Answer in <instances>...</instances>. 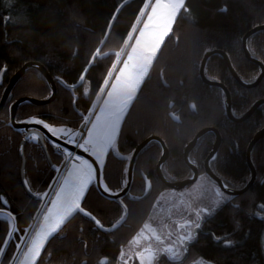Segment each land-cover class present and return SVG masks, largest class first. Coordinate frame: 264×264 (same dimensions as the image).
Returning <instances> with one entry per match:
<instances>
[{
  "label": "trees",
  "instance_id": "1",
  "mask_svg": "<svg viewBox=\"0 0 264 264\" xmlns=\"http://www.w3.org/2000/svg\"><path fill=\"white\" fill-rule=\"evenodd\" d=\"M146 2L0 0V70L6 69L0 72V100L9 79L28 62L43 65L57 90L49 104L20 105L16 122L36 117L55 127L78 130ZM258 26H264V0L184 1L125 114L116 148L105 155L100 168L102 189L107 187L118 194L126 187L132 154L150 137L161 139L168 149V159L161 167L164 177L169 182L190 178L192 171L184 162V149L206 128L219 133L221 144L215 156L225 161L215 168L211 166L215 162L210 161L214 175L229 189L246 186L251 178L247 148L264 128V104L242 122L230 120L223 89L205 84L200 66L206 53L219 50L227 55L244 83H253L260 68L246 59L242 40ZM247 48L252 58L264 65V30L248 38ZM204 75L226 88L234 118H241L257 101L264 100V77L254 88L241 86L219 54L207 59ZM51 93L46 79L29 69L0 112V197H4L0 200V247L7 250L0 253V264H9L16 254L20 235L29 228L56 175L52 166L64 161L49 140H45V146L52 164L39 142L25 139V131L11 123V107L20 98L46 100ZM23 140L25 187L21 182ZM214 142L215 134L208 132L189 154L199 176L205 174L204 162ZM161 153V146L154 141L138 153L130 187L121 198H107L91 183L82 207L95 215L103 228L76 211L47 239L34 264H117L122 250L149 221L158 197L167 190L155 173ZM251 161L256 176L249 190L239 196L226 195L227 200L214 214L202 219L201 232L194 234L196 241L188 247L184 260L173 263L164 258L160 264H192L197 260L208 264H264V136L254 145ZM13 225L18 232L9 236ZM6 239L11 243L5 244Z\"/></svg>",
  "mask_w": 264,
  "mask_h": 264
},
{
  "label": "snow or ice",
  "instance_id": "2",
  "mask_svg": "<svg viewBox=\"0 0 264 264\" xmlns=\"http://www.w3.org/2000/svg\"><path fill=\"white\" fill-rule=\"evenodd\" d=\"M183 6V0H155L154 4H145V8L151 9L150 13L144 12V9H141V12L148 17L147 22L144 23L143 29H135L134 27V31H139L138 37H133L132 33H129V39L134 38L135 44H129L128 40H125V45L131 51L126 53L127 59L122 61L123 66L115 74L114 82L110 84V90H107L108 98L104 101L103 106L100 107L99 112L93 113L95 119L84 116V124L81 130L76 131L72 128L55 127L36 117H30L22 121V123L42 126V129L47 130V133L50 134V138H55L53 145L58 151L61 145L57 141L64 139L66 144L74 145L75 148L81 149L83 153L94 157L96 163L104 165L105 153L117 146V134L121 128V121L124 119L125 113L128 110L129 102L137 96L141 84L144 82L145 77L148 76L149 67L156 58L159 50L158 46H162L163 41L159 37L163 33L158 34L159 25L162 20L173 22L178 10ZM226 10L224 9V11ZM112 26V22L110 21L109 27L111 28ZM167 32L168 27L166 25L164 33ZM116 55L119 60L121 53L118 52ZM115 69L116 63L109 70V76L113 75V70ZM5 70H0V72ZM80 79L84 80L85 77L81 75ZM104 83L108 85L110 81L106 78ZM110 125L114 126L112 134H109L108 131ZM35 135L39 136L40 133L36 132ZM64 151L67 153V159L63 162V169L57 168L55 165L52 166L54 171L61 172V177L57 184L48 185L49 188L53 189L54 196L50 200L51 206L47 208V213L44 215L46 230L43 231L42 235L37 234L36 237H33L32 226L30 225L20 235L19 243L16 245L22 252L26 247L27 252L25 256L32 261H35L40 255V249L43 247V239L48 235V232H54L63 223L64 217L70 215L74 210L85 216H89L98 228H103L101 221L82 207V203L86 200L85 190L91 181L97 179V170L94 168L93 162L85 159L82 154H74L66 147ZM211 160L215 162L211 165L213 168L217 164L222 165L225 163L222 157L213 156ZM65 172L66 175L64 174ZM99 183L101 185L104 183L102 171L99 174ZM225 187H227V184H225ZM103 191L108 192L110 196L116 195L115 193H111L107 187H104ZM44 195L48 196L50 194L45 193ZM217 195L221 199H227L219 189H217ZM0 200H4V197H0ZM44 203L48 204L49 201L45 200ZM38 211H43V209ZM9 215L15 218L14 212L10 211ZM199 227L200 224L196 223L195 228L198 229ZM17 232V227L13 225L10 226L8 235L12 236ZM192 238L193 234L189 233V235L182 239L191 240ZM4 243L10 244L11 241L6 239ZM6 251V248L0 247V253H5ZM166 251H171L172 257L179 259V255L176 252L170 249ZM16 259L18 257L14 255L9 261V264H14Z\"/></svg>",
  "mask_w": 264,
  "mask_h": 264
},
{
  "label": "rangeland",
  "instance_id": "3",
  "mask_svg": "<svg viewBox=\"0 0 264 264\" xmlns=\"http://www.w3.org/2000/svg\"><path fill=\"white\" fill-rule=\"evenodd\" d=\"M184 1L185 0H183V5H184ZM151 3L154 4L155 0H152ZM182 9L183 7L178 10L177 15ZM150 11L151 9L148 8L146 12L150 13ZM176 17L174 18V21ZM138 20L135 22L134 27H136ZM147 20H148V17L147 15L144 14V18L142 20V23L139 29H143L144 23H146ZM174 21L173 22L164 21V20L161 21L159 25L158 34L163 33V35H160L159 37L160 40L164 41L168 37V35L171 33ZM166 25L168 27V32L164 33V28ZM134 27L132 28L131 33H133L134 31ZM138 36H139V31L136 32L134 37H138ZM126 40H129V36ZM131 44H135L134 38ZM125 47L126 45L124 44L122 50L120 51L121 55ZM158 47L160 49V46ZM130 51L131 49L128 48L127 52H130ZM126 53L124 55L123 60L127 59ZM122 61L120 62L115 74H117L119 68L123 66ZM115 63L116 65L118 64V58H116ZM150 67H149V70H150ZM109 78L110 76L108 75L107 79ZM114 78H115V75L111 82H114ZM110 84L108 88L106 89L103 99L101 100L100 105L95 113L99 112L100 107L103 106L104 101L108 98L107 90H110ZM133 100L134 99H132L129 102V107L131 103L133 102ZM94 104L91 110L89 111V113L94 108ZM93 119H95L94 116H93ZM108 131H109V134H112V132L114 131V126L110 125ZM61 140L65 142L64 139H61ZM63 154L65 156L64 160H66L67 153L64 150H63ZM92 158L95 160L94 157ZM104 159H105V156H104ZM97 164L99 167L102 166L99 163ZM93 182L94 180L91 181L90 183H93ZM217 189L220 190V188L218 187L216 183L212 182L206 176V174H201L198 177V180L194 184L190 185L189 187H186L185 189H182L179 191L167 189L163 191L156 201L155 207L151 212L149 221L142 227V229L130 241V243L122 250L120 256L118 257L117 264H160L164 258L173 263H178L179 261H181L183 258V255L186 252V250H184V244L186 242L193 241L192 239L185 240L182 238L189 235V233H192L194 236V230L196 229L195 224L200 223L202 219L214 214V212L227 200V199H221L217 195ZM49 190L50 188L48 189L46 193H48ZM220 192L222 191L220 190ZM223 196L227 198V196L224 193H223ZM45 197L46 196L44 195L43 200L45 199ZM50 206L51 204H49L48 207ZM40 209L41 208H39L38 210ZM75 212L76 210H74L70 215L65 216L63 223ZM38 213L39 211L37 212L36 215H38ZM46 213H47V210H46ZM1 215H3V217H6L10 221V224L12 223V219L9 218L7 215L5 214H1ZM59 227L54 232H51V231L48 232V235L43 239V247L47 239L51 235H53L59 229ZM45 230H46V222L44 221V216H43L33 237H36L37 234L42 235L43 231ZM43 247L40 249V253ZM169 249L176 252V254L179 255V259H174L172 257L171 251H166ZM26 252H27V248L18 264H34L37 258L39 257L38 256L35 261H32L25 256ZM192 264H208V263L197 260Z\"/></svg>",
  "mask_w": 264,
  "mask_h": 264
},
{
  "label": "water",
  "instance_id": "4",
  "mask_svg": "<svg viewBox=\"0 0 264 264\" xmlns=\"http://www.w3.org/2000/svg\"><path fill=\"white\" fill-rule=\"evenodd\" d=\"M262 30H264V26H258L256 28L252 29L243 37V40H242V48H243V52H244L246 59L250 62L256 63L260 67V70H261L260 75L258 76V78L253 83H251V84L244 83L238 77L236 72L234 71L227 55L224 52L219 51V50H215V51L206 53L203 60H202L201 66H200V77H201L202 81L207 85H215V86H218V87L223 89V91L225 93V97H226V114H227L228 118L234 122H242V121L248 119L258 109V107H260L261 105L264 104V100L257 101L241 118H234V116L232 115V112H231L230 95H229L228 91L226 90V88L221 83L210 81L205 77V75H204L205 63L210 56H212L214 54H219L224 59L226 66H227L230 74L232 75V77L241 86H243L245 88L256 87L264 77V66L259 61L253 59L252 56L250 55L249 50L247 48V40L253 33H256L258 31H262ZM29 69L37 70L46 79V81L49 83V85L51 87L52 93H51V96L46 100H35L32 98H20V99H18L16 102L13 103V105L11 107V123L16 129H20V130L25 131V139H28V138L32 139L34 137L37 138L40 145L44 148L48 162L50 164H52L50 157H49V154L47 152L46 146H45V140H49L53 144V140H55V138L54 137L50 138V134L47 133V130L42 129V126H40V125L25 124V123H17L16 122L17 109L23 103H31L33 105H46V104L51 103L56 97V91H57L56 85H55L54 81L52 80V78L49 76L48 72L46 71V69L44 68L43 65H41L39 62H28V63L24 64L9 79L8 84H7V86L3 92L2 98L0 100V112L3 110V108L6 104V101L9 97L11 91L15 87V85L19 82V80L24 76L26 71ZM101 92H100V94H101ZM97 100H98V98H97ZM90 113H89V115H90ZM82 126L80 127V129L82 128ZM36 132H39L40 135L39 136L35 135ZM208 132H212L215 134V142L212 146V149H211L209 155L207 156V158L204 162V172H205L206 176L208 178H210L212 181H214L218 185L220 190L227 196L234 197V196H239V195L244 194L245 192H247L249 190V188L251 187V185L253 184V182L255 180L256 171H255L253 163L251 161V151H252L254 145L264 136V128L254 135L253 139L251 140V142L247 148L246 159H247L249 169L251 171V178H250L249 182L246 184V186L244 188H242L241 190H232V189L225 187L223 182L218 177H216L214 175V173L212 172V170L210 168L209 163L211 161V158L216 155V153L220 147V144H221L220 135L217 132V130L214 128H206V129L201 130L200 132H198L196 134V136L193 138V140L189 144H187V146L185 147L183 159H184V162L186 163V165L191 169L192 176L190 178L184 180V181H179V182H169L164 177V175L162 174L161 167L166 162V160L168 159V156H169L168 149H167L166 145L164 144V142L157 137H150V138H147L146 140H144L142 143H140L135 148V150L132 154V157H131V160L129 163V167H128V172H127V185H126V187L120 193H118L114 196H110L109 194H107L106 192L103 191L102 185L99 183L100 168L92 157L88 156L87 153H83L81 149L75 148L74 145H72V144H66V142H64L62 140H59L57 142L61 145V148L65 149V147H66L68 150L72 151L74 154H82V155H84V157L86 159L93 162L94 168L97 170V172H96L97 179H95V185H96L97 189L99 190V192L107 198L118 199V198H121L124 195H126V193L128 192V189H129L130 183H131V179H132L133 165H134V162H135V159H136L138 153L152 141L157 142L161 146V150H162L161 157H160V159L156 165V168H155V173H156L157 178L163 184V186L167 189L179 191V190L185 189L186 187H189L190 185L194 184L198 180L199 172H198V169L190 163L189 154H190L191 150L195 147L198 139ZM24 141L25 140H23L21 142L20 149H21V157H22L21 182L25 187V173L24 172H25L26 160H25V156H24ZM28 194H30V193L28 192ZM147 195L144 196L143 199H145L147 197ZM31 222H32V220H31ZM198 232H201L200 228H198V229L196 228L194 230L195 235ZM195 241H196V237H194L192 242H186L184 244V250H186V252H185L182 260H184L187 257L188 247L190 245H192ZM18 250H17L15 256L17 255Z\"/></svg>",
  "mask_w": 264,
  "mask_h": 264
},
{
  "label": "bare ground",
  "instance_id": "5",
  "mask_svg": "<svg viewBox=\"0 0 264 264\" xmlns=\"http://www.w3.org/2000/svg\"><path fill=\"white\" fill-rule=\"evenodd\" d=\"M151 1H152V0H150L148 3H151ZM147 9H148V8H145L144 12H146ZM143 18H144V14L142 13V15L140 16V18H139V20H138V22H137V24H136L135 29H139V27H140V25H141V23H142ZM255 28H256V27H255ZM253 29H254V28H253ZM136 32H137V31H133V33H132V36H133V37L135 36ZM132 40H133V39H129V40H128L129 44H131ZM127 50H128V47H127V45H126V47H125V49H124L122 55L120 56V58H119V60H118V64L116 65V69L113 70V75L110 76V78H109L110 83H111V81H112V79H113V77H114V75H115V73H116V71H117V68H118L120 62L123 60L124 55H125V53L127 52ZM259 68H260V67H259ZM260 72H261V70H260ZM259 75H260V74H259ZM257 78H258V77H257ZM110 83H109V84H110ZM109 84H108V85H105L102 94H101L100 97L98 98V100H97V102H96L94 108L92 109V112H91L90 115H89V117H91L92 119H93V113H95L96 110L98 109V107H99V105H100V102H101V100H102V98H103V95H104L106 89L108 88ZM89 126H90V125H89ZM81 129H82V128H81ZM81 129H80V130H81ZM60 177H61V172H60L59 178H60ZM58 180H59V179H58ZM56 184H57V182H56ZM49 194H50V195H48V196L46 197L45 200H48L49 203H50V200H51L52 196L54 195V193H53V189H51V191L49 192ZM49 203H48V204H45V203H44L43 206H42V208H41V209H43V211H39L38 215H37L35 218H33V220H32V224H31V226H32V235H34V233H35V231H36V229H37V227H38V225H39V223H40V221H41V219H42V217H43V215H44V213H45V211H46V209H47V207H48V205H49ZM25 250H26V247L24 248L23 252L20 251V250H18V253H17V255H16V256L18 257V259H16V260L14 261V264H18V263L20 262V260H21V258H22V256H23V254H24V252H25Z\"/></svg>",
  "mask_w": 264,
  "mask_h": 264
},
{
  "label": "crops",
  "instance_id": "6",
  "mask_svg": "<svg viewBox=\"0 0 264 264\" xmlns=\"http://www.w3.org/2000/svg\"><path fill=\"white\" fill-rule=\"evenodd\" d=\"M106 153H107V152H106ZM106 153H105V154H106ZM90 184H91V183H90ZM90 184H89V185H90ZM88 187H89V186H88ZM86 190H87V189H86ZM86 190H85V192H86ZM49 204H50V203H49ZM48 206H49V205H48ZM47 208H48V207H47ZM45 213H46V212H45Z\"/></svg>",
  "mask_w": 264,
  "mask_h": 264
},
{
  "label": "built area",
  "instance_id": "7",
  "mask_svg": "<svg viewBox=\"0 0 264 264\" xmlns=\"http://www.w3.org/2000/svg\"><path fill=\"white\" fill-rule=\"evenodd\" d=\"M35 140V139H34ZM62 169V168H61ZM58 173L60 174V172L58 171Z\"/></svg>",
  "mask_w": 264,
  "mask_h": 264
},
{
  "label": "flooded vegetation",
  "instance_id": "8",
  "mask_svg": "<svg viewBox=\"0 0 264 264\" xmlns=\"http://www.w3.org/2000/svg\"><path fill=\"white\" fill-rule=\"evenodd\" d=\"M192 240H193V238H192Z\"/></svg>",
  "mask_w": 264,
  "mask_h": 264
}]
</instances>
